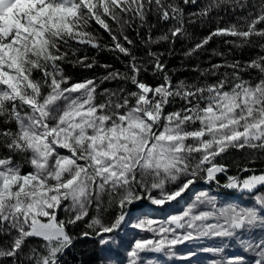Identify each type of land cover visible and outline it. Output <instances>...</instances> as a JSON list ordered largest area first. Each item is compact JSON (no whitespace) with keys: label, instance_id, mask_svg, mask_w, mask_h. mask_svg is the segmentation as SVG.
<instances>
[{"label":"snow or ice","instance_id":"obj_1","mask_svg":"<svg viewBox=\"0 0 264 264\" xmlns=\"http://www.w3.org/2000/svg\"><path fill=\"white\" fill-rule=\"evenodd\" d=\"M82 239L264 264V0H0V264Z\"/></svg>","mask_w":264,"mask_h":264},{"label":"trees","instance_id":"obj_2","mask_svg":"<svg viewBox=\"0 0 264 264\" xmlns=\"http://www.w3.org/2000/svg\"><path fill=\"white\" fill-rule=\"evenodd\" d=\"M100 58L102 61H110L111 59L107 54H101ZM174 63H178V61H174ZM98 255L99 254L95 251L92 241L82 239L77 242L76 246L65 257V260L66 264H95Z\"/></svg>","mask_w":264,"mask_h":264},{"label":"rangeland","instance_id":"obj_3","mask_svg":"<svg viewBox=\"0 0 264 264\" xmlns=\"http://www.w3.org/2000/svg\"><path fill=\"white\" fill-rule=\"evenodd\" d=\"M130 239V237H128ZM199 264H207V258L204 255H200L196 258Z\"/></svg>","mask_w":264,"mask_h":264}]
</instances>
